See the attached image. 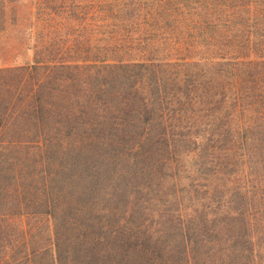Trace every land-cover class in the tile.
I'll return each instance as SVG.
<instances>
[{
  "label": "trees",
  "instance_id": "trees-1",
  "mask_svg": "<svg viewBox=\"0 0 264 264\" xmlns=\"http://www.w3.org/2000/svg\"><path fill=\"white\" fill-rule=\"evenodd\" d=\"M160 1L201 2L161 56L129 36L86 65L51 40L0 68V264H264V0Z\"/></svg>",
  "mask_w": 264,
  "mask_h": 264
},
{
  "label": "rangeland",
  "instance_id": "rangeland-1",
  "mask_svg": "<svg viewBox=\"0 0 264 264\" xmlns=\"http://www.w3.org/2000/svg\"><path fill=\"white\" fill-rule=\"evenodd\" d=\"M38 0H15V2H5L7 10L4 15H0V21L5 25V29L0 32V68L16 67L31 63L34 59L35 46L41 42L56 43L50 45L51 51L55 58L61 56L63 52L69 48H73L74 44H81L83 49L79 51L81 60H88L86 65L94 64L95 57L100 56L99 50L115 49V42L120 43L129 36L137 38L140 36H149L153 38V43L162 46V42L166 39L169 41L166 46L161 49L163 52L170 50L172 41L179 35L190 33L188 11L194 9L201 2H171L153 0L152 2H132L131 0H51L49 4H56L58 12L64 14L65 8L74 10L72 21H65L62 13L60 15L49 14L43 9L44 2ZM180 8V12L178 11ZM184 28V29H183ZM237 30V31H236ZM235 35L242 38L245 34L236 27ZM246 33V31H244ZM34 47V48H33ZM123 56L122 58H129ZM46 58V57H45ZM196 60V59H194ZM99 64V63H97ZM101 81V80H98ZM98 81H95L97 83ZM256 131H260L261 127L256 122ZM260 124V123H259ZM97 131H99L97 129ZM101 159L100 162L96 156H93L94 147L89 149L88 153H83L93 167L103 174H109L112 169L111 145L98 146ZM85 151V150H84ZM96 151V150H95ZM86 152V151H85ZM56 158L55 152L53 159ZM37 159L36 157L31 160ZM252 163V180L255 184L256 196L261 202L264 198V147L256 148L251 159ZM88 170H94L90 168ZM87 170V171H88ZM105 178L106 175H103ZM100 181V186H108L112 179L107 178ZM3 193L0 194V205L6 207L9 200ZM259 206V205H258ZM260 213H262L260 211ZM259 218H263L259 215ZM22 219L25 220L23 217ZM16 222H20L16 220ZM34 220L31 221L33 225ZM262 227V226H261ZM258 228V235L261 237L259 243L264 241L263 235ZM263 238V239H262Z\"/></svg>",
  "mask_w": 264,
  "mask_h": 264
}]
</instances>
